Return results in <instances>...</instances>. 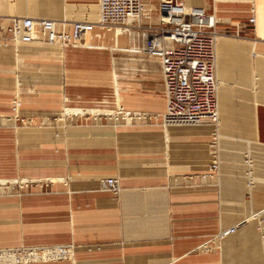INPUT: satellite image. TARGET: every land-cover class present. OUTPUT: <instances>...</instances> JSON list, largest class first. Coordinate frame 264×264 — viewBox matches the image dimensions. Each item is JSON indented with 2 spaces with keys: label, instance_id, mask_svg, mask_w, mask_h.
Here are the masks:
<instances>
[{
  "label": "crops",
  "instance_id": "0c3cea01",
  "mask_svg": "<svg viewBox=\"0 0 264 264\" xmlns=\"http://www.w3.org/2000/svg\"><path fill=\"white\" fill-rule=\"evenodd\" d=\"M98 1L0 0V250L71 248L0 264H264V0H182L215 18L220 121L167 127L161 62L143 51L171 27L161 1L109 30ZM13 18L95 25L60 47L13 40Z\"/></svg>",
  "mask_w": 264,
  "mask_h": 264
},
{
  "label": "built area",
  "instance_id": "2783aa9c",
  "mask_svg": "<svg viewBox=\"0 0 264 264\" xmlns=\"http://www.w3.org/2000/svg\"><path fill=\"white\" fill-rule=\"evenodd\" d=\"M162 21L171 27H163L145 33L144 53L160 59L164 93L167 99L166 112L161 115L162 124L198 125L210 122L218 126L220 121L217 69V42L219 33L215 30L214 16L203 11L187 7L182 0H160ZM99 20L97 25L104 29L123 26L128 22H138L146 15L142 0H99ZM189 17L190 19H187ZM255 23V17L250 19ZM95 24L89 22H73L61 26L51 20H34L32 18H13L8 31L15 41L33 40L35 34L47 38V42L60 47L77 45ZM59 26V27H58ZM154 116L147 112L118 111L115 118L125 120H144ZM218 167V162L213 164ZM10 182L0 183L9 187ZM22 186V181H16ZM103 188L119 197L122 188L118 178L103 180ZM235 228L220 234L223 238L233 233ZM201 249L208 250L205 244ZM71 248H18L0 250V262L42 261L56 258H67Z\"/></svg>",
  "mask_w": 264,
  "mask_h": 264
},
{
  "label": "bare ground",
  "instance_id": "6f19581e",
  "mask_svg": "<svg viewBox=\"0 0 264 264\" xmlns=\"http://www.w3.org/2000/svg\"><path fill=\"white\" fill-rule=\"evenodd\" d=\"M101 29H102V28H101ZM108 30H109V29H108ZM108 30H107V31H108ZM118 30H119V29H118ZM104 31H105V30H104ZM110 31H111V30H110ZM117 32H118V31H117ZM115 33H116V32H115ZM103 35H104V34H103ZM117 110H118V109H117ZM0 183H4V181H1V180H0Z\"/></svg>",
  "mask_w": 264,
  "mask_h": 264
}]
</instances>
